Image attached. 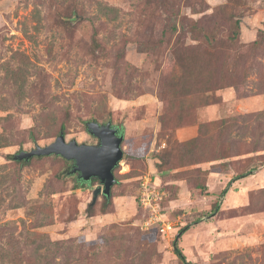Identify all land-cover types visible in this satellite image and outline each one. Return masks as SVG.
Returning a JSON list of instances; mask_svg holds the SVG:
<instances>
[{
  "label": "rangeland",
  "instance_id": "rangeland-1",
  "mask_svg": "<svg viewBox=\"0 0 264 264\" xmlns=\"http://www.w3.org/2000/svg\"><path fill=\"white\" fill-rule=\"evenodd\" d=\"M197 45L224 88L175 129L164 85ZM246 115L231 138L209 126ZM89 122L124 134L108 201L60 157L13 160L61 133L97 145ZM200 124V147L179 148ZM0 138V264H185L175 242L190 264H264V0H0ZM146 178L167 233L144 226Z\"/></svg>",
  "mask_w": 264,
  "mask_h": 264
},
{
  "label": "trees",
  "instance_id": "trees-1",
  "mask_svg": "<svg viewBox=\"0 0 264 264\" xmlns=\"http://www.w3.org/2000/svg\"><path fill=\"white\" fill-rule=\"evenodd\" d=\"M102 11L106 17H112L117 13L116 9L109 7L102 8ZM219 59V53H209L202 45L185 49L176 56L168 81L164 85L166 117L169 124H173L175 129L195 125L197 123V109L208 104V95L224 88V78L222 77L223 65L218 64ZM248 118L249 115L232 117L223 119L219 122H212L209 126L218 128L221 136L225 135L231 138L233 133H242V131L247 128ZM207 127L208 126L205 127V124H200L198 136L192 140L180 143L178 147L185 149L199 148L202 136L204 132L206 133ZM227 141L231 142V140ZM257 142L258 144L260 143L258 149L264 150V139H258ZM7 146L5 142L0 140V149ZM232 148V145H229L226 151L232 153ZM207 159L205 161H208ZM64 162H66V160ZM18 163L26 164L24 161ZM196 163V160H194L191 162V165ZM71 168L73 167L71 166ZM252 172L253 170L249 173ZM243 177H245V175L237 176L232 182ZM96 180L97 179H92L90 182L85 183L77 177V181L81 185H89ZM230 184L223 190L221 197L225 196ZM2 186L3 184L0 182V189ZM104 197L106 201H108L109 198L106 196ZM0 201L2 202L1 196ZM219 206L220 202L216 204L215 210H218ZM185 230L186 228L182 229L181 232ZM33 235L35 236V234ZM41 237L43 238L44 236L42 235ZM38 249L39 248H36V250ZM174 253L179 260L183 261L185 264H190L187 262L182 251L178 248L177 242L174 243Z\"/></svg>",
  "mask_w": 264,
  "mask_h": 264
},
{
  "label": "water",
  "instance_id": "water-1",
  "mask_svg": "<svg viewBox=\"0 0 264 264\" xmlns=\"http://www.w3.org/2000/svg\"><path fill=\"white\" fill-rule=\"evenodd\" d=\"M86 126L87 132L98 140L97 145L67 142L65 135L61 133L52 144L46 147L36 146L30 152L22 151L14 155L13 160L29 162L33 158L60 157L72 163L71 175L76 174L85 183L97 179L103 187V195L110 198L116 184L114 170L124 157V134L111 122H89Z\"/></svg>",
  "mask_w": 264,
  "mask_h": 264
},
{
  "label": "built area",
  "instance_id": "built-area-1",
  "mask_svg": "<svg viewBox=\"0 0 264 264\" xmlns=\"http://www.w3.org/2000/svg\"><path fill=\"white\" fill-rule=\"evenodd\" d=\"M150 178L143 182L142 207L148 213L147 221L144 222L146 227H158L163 233L171 231L173 226L169 222L163 221V215L160 204L164 199V193L156 190Z\"/></svg>",
  "mask_w": 264,
  "mask_h": 264
},
{
  "label": "crops",
  "instance_id": "crops-1",
  "mask_svg": "<svg viewBox=\"0 0 264 264\" xmlns=\"http://www.w3.org/2000/svg\"><path fill=\"white\" fill-rule=\"evenodd\" d=\"M193 131H194V130H191V133H192V134H194V132H193Z\"/></svg>",
  "mask_w": 264,
  "mask_h": 264
},
{
  "label": "flooded vegetation",
  "instance_id": "flooded-vegetation-1",
  "mask_svg": "<svg viewBox=\"0 0 264 264\" xmlns=\"http://www.w3.org/2000/svg\"><path fill=\"white\" fill-rule=\"evenodd\" d=\"M114 126V125H113Z\"/></svg>",
  "mask_w": 264,
  "mask_h": 264
}]
</instances>
